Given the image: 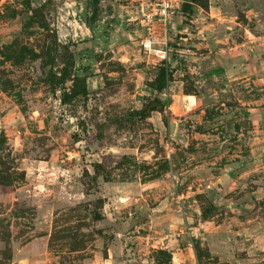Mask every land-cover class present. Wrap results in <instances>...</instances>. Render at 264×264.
<instances>
[{
  "label": "rangeland",
  "instance_id": "374dc122",
  "mask_svg": "<svg viewBox=\"0 0 264 264\" xmlns=\"http://www.w3.org/2000/svg\"><path fill=\"white\" fill-rule=\"evenodd\" d=\"M94 1L0 0V264H179L222 182L235 257L182 264H264V0H182L162 63Z\"/></svg>",
  "mask_w": 264,
  "mask_h": 264
},
{
  "label": "crops",
  "instance_id": "0c3cea01",
  "mask_svg": "<svg viewBox=\"0 0 264 264\" xmlns=\"http://www.w3.org/2000/svg\"><path fill=\"white\" fill-rule=\"evenodd\" d=\"M222 183L213 184L215 189L211 186V190H206L207 200L213 208V211L207 217L204 216V212L196 200L189 202L186 210L189 211L190 217L186 219L189 224L196 223L189 228L191 231V242L184 247L176 249L175 255L180 258L178 260L179 264L184 263L190 253L196 259L197 250L195 244L197 242L199 243V248H205L211 256H223L225 248L228 247L232 250V259L235 257L237 244L240 243L239 235H241L239 234L240 230H238L237 217L240 210L236 205V199L231 200L227 197V191L222 189L224 182ZM242 230L244 231L243 235L251 236V238H246V240L252 243L254 241L252 238V226H245ZM170 253L173 254L172 252Z\"/></svg>",
  "mask_w": 264,
  "mask_h": 264
},
{
  "label": "built area",
  "instance_id": "2783aa9c",
  "mask_svg": "<svg viewBox=\"0 0 264 264\" xmlns=\"http://www.w3.org/2000/svg\"><path fill=\"white\" fill-rule=\"evenodd\" d=\"M181 2L182 0H143L140 3L138 15L146 30L142 49L150 59L162 63L170 57L171 23ZM186 199L188 196L184 194L176 196L175 202L179 204L180 210L183 209L182 204L187 202Z\"/></svg>",
  "mask_w": 264,
  "mask_h": 264
},
{
  "label": "water",
  "instance_id": "95a60500",
  "mask_svg": "<svg viewBox=\"0 0 264 264\" xmlns=\"http://www.w3.org/2000/svg\"><path fill=\"white\" fill-rule=\"evenodd\" d=\"M176 124H175V122H171L170 123V127H171V131H172V133H174V131H175V129H176Z\"/></svg>",
  "mask_w": 264,
  "mask_h": 264
},
{
  "label": "trees",
  "instance_id": "16d2710c",
  "mask_svg": "<svg viewBox=\"0 0 264 264\" xmlns=\"http://www.w3.org/2000/svg\"><path fill=\"white\" fill-rule=\"evenodd\" d=\"M94 2H95V3H98V0H95ZM86 92H87V91H86ZM105 183H106V182H105ZM98 220H100V219H98Z\"/></svg>",
  "mask_w": 264,
  "mask_h": 264
}]
</instances>
